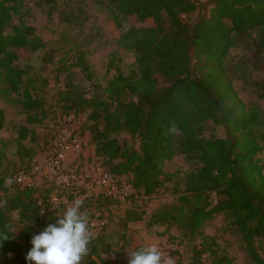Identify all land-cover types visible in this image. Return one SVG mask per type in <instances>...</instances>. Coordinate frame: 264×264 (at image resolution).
<instances>
[{
  "label": "trees",
  "instance_id": "obj_1",
  "mask_svg": "<svg viewBox=\"0 0 264 264\" xmlns=\"http://www.w3.org/2000/svg\"><path fill=\"white\" fill-rule=\"evenodd\" d=\"M109 1L122 15L139 23L152 19L154 26L123 31L119 45L134 55V62L127 75L109 63L115 76L103 88L106 100L85 98L84 91L69 88L56 94L62 114L85 119L93 153L108 167L109 174L131 175V188L145 194L151 195L162 186L164 163L177 150L187 165L195 166L185 176L179 200L188 212L185 231L190 239L202 237L195 250L197 260L208 254L212 264H231L225 255L218 256L212 239L199 231L214 216L227 213L250 261L264 264L258 247L264 243V129L258 130L264 117L259 109L246 108L223 66L234 35L257 30L259 45L264 47V0H210L203 4L195 0ZM14 2L0 0V73L4 72L8 91L24 93L31 86L30 82L24 84V72L13 64L15 50L38 52L47 43L25 24L13 26L7 33ZM195 13L197 18L190 22ZM75 66L88 70L84 54ZM126 96L128 100L123 99ZM19 103L28 120L46 121L37 98L25 93ZM172 122L180 134L168 131ZM209 122L221 126L225 137L205 138ZM4 123L5 114L0 109V129ZM121 133L137 136L139 149L121 145L114 137ZM257 155L262 158L257 159ZM4 180L0 175V199L7 200L6 210H0V229L6 223L13 227L12 213L16 212L23 241L30 246L33 229L54 223L58 213L50 210L40 215L34 190H20L15 183L6 188ZM43 197L47 208L48 198ZM90 249L81 264H127L126 260L110 258L109 250L98 252L95 245ZM7 255L19 264H28L13 236L0 245V257Z\"/></svg>",
  "mask_w": 264,
  "mask_h": 264
},
{
  "label": "rangeland",
  "instance_id": "obj_2",
  "mask_svg": "<svg viewBox=\"0 0 264 264\" xmlns=\"http://www.w3.org/2000/svg\"><path fill=\"white\" fill-rule=\"evenodd\" d=\"M195 1L203 4L210 0ZM205 8L209 10L210 6L206 5ZM196 18L197 13L192 15L190 22ZM21 24L33 27L35 35L47 43V47L38 52L15 50L17 58L13 64L24 72V84L30 82L28 85L31 87L27 92L8 91L4 72L0 73V109L5 114V123L0 129V175L5 178H14L20 166L30 164L35 158L49 136V131L43 127L46 122H59L74 117L62 114L64 110L57 102L56 94L77 88L85 92V98L106 100L103 88L115 76L114 70L108 67L109 63L127 75L134 62V55L125 52L119 45L123 31L129 27L154 26L152 19L139 23L132 16L122 15L109 0H15L7 33L11 32L13 26ZM80 54H84L87 71L75 66ZM223 66L233 91L246 108L259 109L264 117V47L259 45L257 30L233 36ZM25 93L27 97L33 96L40 101L42 116L46 120L44 123L27 119L19 103ZM123 99L128 100L127 96ZM79 121L85 143V154L79 161L81 169L95 162L109 174L108 167L93 153L88 124L83 118ZM263 129L264 120L258 127V130ZM203 135L205 138H224L225 131L221 126L209 122ZM114 137L127 149H139L137 136L121 133ZM256 158H262V155ZM194 168L187 165L184 157L176 150L174 157L164 163L162 186L151 195L132 189L131 175L115 177L109 174L114 182L124 184L129 192L119 199L99 194L85 198V186L89 182V178L84 175L85 170L73 191L58 182L56 176L42 174L39 177L40 187L34 191V195L38 201L45 195L50 200V206L46 208L42 205V208L47 211L54 207L57 215L73 201L71 192L84 198L81 211L89 216L90 222H105L101 229L99 226L92 228L96 235L88 246V254L95 245L96 251L109 250L110 258L127 261L131 251L156 244L165 257L174 258L175 264H212V257L208 254L197 260L195 250L202 243V237L192 236L190 239L189 233L185 231L188 212L179 200L184 191L185 176ZM41 188L47 189L43 192ZM12 216L13 229L17 230L13 237L19 251L25 255L31 245L23 241L22 224L18 222L17 213H12ZM42 230L37 227L33 233L38 234ZM199 231L215 244L211 245V240H208L206 246L211 245L218 256L225 255L231 264H253L229 214L214 216ZM258 247L264 258V243L258 244ZM0 262L19 264V260L10 255L0 257Z\"/></svg>",
  "mask_w": 264,
  "mask_h": 264
},
{
  "label": "built area",
  "instance_id": "obj_3",
  "mask_svg": "<svg viewBox=\"0 0 264 264\" xmlns=\"http://www.w3.org/2000/svg\"><path fill=\"white\" fill-rule=\"evenodd\" d=\"M80 125L81 121H76L74 117L59 122H46L43 125L49 131L46 142L40 146L37 155L26 168H18L15 172L14 183L20 190L36 191L40 187L39 177L42 174H52L57 177L58 182L73 191L74 186L78 185L79 179L83 177L82 174L85 170L84 175L89 178V182L85 186V198L99 194L119 199L129 192L124 184L118 185L117 182H114L112 177L98 163L94 162L90 166H85L84 170L81 169L79 161L81 157H84L85 143L80 132ZM71 194L73 200L79 197L74 192ZM42 199L38 203L41 208L40 215L46 211L42 208L44 205ZM47 202L50 206V200ZM52 208V211L55 210L54 207ZM104 223L96 224L91 221L90 228L92 230L94 226H99L101 229L105 225Z\"/></svg>",
  "mask_w": 264,
  "mask_h": 264
},
{
  "label": "clouds",
  "instance_id": "obj_4",
  "mask_svg": "<svg viewBox=\"0 0 264 264\" xmlns=\"http://www.w3.org/2000/svg\"><path fill=\"white\" fill-rule=\"evenodd\" d=\"M168 131L180 134L175 122L171 123ZM13 183L14 179L11 177L4 180L6 188ZM83 205V197L75 198L56 216L54 223H49L41 232L31 237V248L25 256L28 264H81L96 235L90 228L89 216L81 211ZM6 208L7 200L0 199V210ZM16 232L11 224L6 223L0 229V245ZM127 256V264H175L174 258L165 257L156 244L142 246Z\"/></svg>",
  "mask_w": 264,
  "mask_h": 264
}]
</instances>
